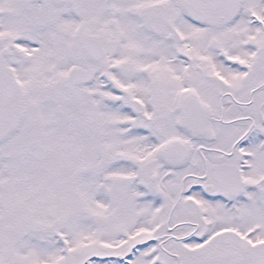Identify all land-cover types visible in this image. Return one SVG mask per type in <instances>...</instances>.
Returning a JSON list of instances; mask_svg holds the SVG:
<instances>
[{
  "label": "snow or ice",
  "instance_id": "obj_1",
  "mask_svg": "<svg viewBox=\"0 0 264 264\" xmlns=\"http://www.w3.org/2000/svg\"><path fill=\"white\" fill-rule=\"evenodd\" d=\"M0 264H264V0H0Z\"/></svg>",
  "mask_w": 264,
  "mask_h": 264
}]
</instances>
